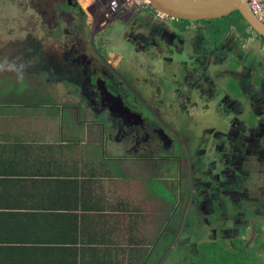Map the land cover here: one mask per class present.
<instances>
[{
	"label": "flooded vegetation",
	"instance_id": "obj_1",
	"mask_svg": "<svg viewBox=\"0 0 264 264\" xmlns=\"http://www.w3.org/2000/svg\"><path fill=\"white\" fill-rule=\"evenodd\" d=\"M31 1L48 38L58 31L51 39L66 47L79 38L73 50L91 39L93 57L71 60L82 69L79 79L44 71L46 83L80 96V107L64 105L63 113L84 120L91 112L89 136L116 149L104 152L122 161L127 177L136 173L131 167L151 165L170 190L179 182L172 207L180 215L172 223L170 215L158 216L162 228H175L167 250H181L186 264H264V37L240 13L187 22L147 9L143 0H129L130 7L125 0Z\"/></svg>",
	"mask_w": 264,
	"mask_h": 264
},
{
	"label": "crops",
	"instance_id": "obj_2",
	"mask_svg": "<svg viewBox=\"0 0 264 264\" xmlns=\"http://www.w3.org/2000/svg\"><path fill=\"white\" fill-rule=\"evenodd\" d=\"M13 92L0 83V93ZM49 107L58 114L24 104L0 110V264H140L152 251L154 235L144 239L137 227L142 217L130 216L129 194L122 182L110 188L94 186L98 211L89 217H66L69 212L58 194L55 202L39 199L42 192L62 189L65 184L59 181L74 169L68 152L34 150L35 145L65 144L62 135L42 127L51 117L56 121L52 128L64 126L62 108Z\"/></svg>",
	"mask_w": 264,
	"mask_h": 264
},
{
	"label": "rangeland",
	"instance_id": "obj_3",
	"mask_svg": "<svg viewBox=\"0 0 264 264\" xmlns=\"http://www.w3.org/2000/svg\"><path fill=\"white\" fill-rule=\"evenodd\" d=\"M33 5L37 9V2L31 1V0H0V62L4 61V59H9V62H14V55L16 51H13L16 46H11V44H23L25 43V40L27 37L32 36L34 39H36L43 47L44 50L47 51V57L44 61V63L40 65H36L37 68L44 69L48 71L51 75L55 76H62L67 75L74 79H79V75L82 73V69L71 64V60H73L75 57L78 56V53L80 54H86L89 57H93L94 50L91 43V39L89 36H85V40L87 43H84L81 47L76 46V50H73V45L80 43L79 38L76 39H68L67 47L59 42L57 39H51V38H58L59 34L58 31H53L52 34L48 38L49 33L43 28L42 19L35 11L32 6ZM85 5V3L83 4ZM111 8L115 9V7ZM147 10V9H146ZM237 16V15H236ZM91 18V17H90ZM225 22V20L223 21ZM214 25L218 26L219 23L214 22ZM90 35V32H89ZM13 47V49H12ZM100 50V49H99ZM98 50V51H99ZM108 49L103 48V53L105 54ZM72 52H75V54H72ZM65 56L66 58H63ZM6 57V58H1ZM15 63V62H14ZM0 79L1 84L5 85L8 88H19V85L23 84V82L28 83L27 86H30L27 91L23 92L24 101H28L29 96H46L50 94V90H53V93L51 96H53L55 99H57L58 103L60 104V107L62 108L66 104H73L80 101L79 96L71 97L69 95L70 91L69 89H64L63 84H58V82L49 81L47 84L45 80H42V84H36V81L34 79L26 80V76L17 78L15 75L13 77L3 75L2 71H0ZM19 76H21L19 74ZM8 78V79H6ZM14 78V79H13ZM22 78V79H21ZM9 80V82H8ZM3 82V83H2ZM12 84V85H11ZM46 84V85H45ZM11 85V86H10ZM72 89V88H70ZM40 95H38V94ZM21 92L15 91V96H19ZM43 94V95H41ZM70 108V107H69ZM67 108L66 110H70ZM74 112L76 109L73 107L72 109ZM46 111L50 112V115H57L58 112L55 109H47ZM46 113H44L45 115ZM71 115V119L69 116L66 117V114L64 115L66 118V126L60 129H54L52 127H55V124L53 122H56L53 118H47V122L44 123L42 127L44 129H48L50 132H53L57 136L62 135V131L65 134L64 139H69L71 135H73L76 138L77 146L82 151L84 147L85 152L87 156H89V153H97V155L102 154L104 151V148L107 149V151H111V153H115L116 149L110 147H107V141L102 140L99 138L98 142H95V138L97 135H93L92 137L89 136L91 127L89 128L87 125H78V120H76ZM84 120L87 123H93V116L91 112H89L86 116H84ZM75 126V127H74ZM92 127H95L93 125ZM69 131H73L72 134H69ZM182 135L185 137H189V133L186 131V129H183L181 131ZM58 139V138H56ZM100 149V150H99ZM99 151L100 153H98ZM85 155L82 152V156ZM99 166V165H98ZM174 166H171V169H174ZM161 169H163L165 172L170 171L168 166H163ZM149 170V169H148ZM145 168H141L140 171L145 172L148 171ZM151 170V169H150ZM153 174V172H151ZM131 176V175H130ZM129 176V177H130ZM134 176V175H133ZM136 178V176H134ZM150 179L149 175L146 176V180ZM143 178H136L133 181H126L123 179L119 180L116 177H112L109 179L103 180V184L108 186L109 188L116 183L122 182L124 186L128 190L129 194V214L130 216H144L140 219H137V227L143 234L144 239L149 240L152 239L154 235V240H151L150 243L154 242L156 237L158 236L157 232L160 231L159 229V214H162L163 211L160 209H163V205L160 201L164 200L163 198L166 196L164 194L161 195L162 186L159 181L156 179L153 180L152 183H145L143 185L142 183ZM175 188L172 187V192L175 196L179 193V182H176ZM166 189V188H164ZM163 197V198H161ZM179 198V196H177ZM155 219V220H153ZM157 220V221H156ZM203 230V229H202ZM202 230L199 229L201 232ZM153 231H157L155 234ZM198 230L194 231L192 233L191 237L194 240H198L199 232ZM206 233V231H204ZM188 232L184 231L181 238L182 240L187 238ZM222 243V242H221ZM163 245H158L157 249H162ZM163 252L165 254L166 249L160 250V252ZM184 253L181 252V250L174 251H168V253L163 257V261L165 264H176V261H179L181 258H183ZM161 256H154L153 259L157 260Z\"/></svg>",
	"mask_w": 264,
	"mask_h": 264
},
{
	"label": "trees",
	"instance_id": "obj_4",
	"mask_svg": "<svg viewBox=\"0 0 264 264\" xmlns=\"http://www.w3.org/2000/svg\"><path fill=\"white\" fill-rule=\"evenodd\" d=\"M12 46L13 47L16 46L15 49L12 50L13 54H14V51H16L14 55L15 64L17 66H19L20 64L24 65L22 74H20L21 76H19L17 72L7 71V70L2 71V72L5 74H10L11 76H14L16 74L15 77L18 75L17 78L18 77L20 78L23 75V76H26V78L29 80L34 79L36 81V84H42L43 82L42 80H45L48 78V76L43 71V69L37 68L38 65L44 63L45 54H44V50L42 46L36 43L35 40H32L30 38H28L27 41L23 44L20 43L18 45H12ZM1 58H6V57H1ZM9 59L6 58L4 60L10 61ZM0 82H1V79H0ZM27 85L28 83L23 82V84L19 85V88L15 89L13 86L12 91H19L23 93L24 91H27V89L30 88V86H27ZM49 93L50 94H48V96H41V97L29 96L28 101L26 100L24 101V99H20L17 96L16 97L18 99L16 100L14 97L15 92L11 94L0 93V110L10 105L20 106L23 104L24 106H31L34 108L40 107V109L43 108V106H45L46 109H51L49 106H54V107L60 106L57 99L51 96V94L53 93V90L52 91L50 90ZM71 96L74 97L73 99H75V96H78V95L75 92L71 91ZM21 101H23L24 103H22ZM75 105H77V107H80V104H78V102L73 103V104H66V106L70 108H73ZM65 114H66V117L69 116L68 113H65ZM65 114L63 113V116ZM65 124H66V118H65V122L63 126V131H64V127L66 126ZM83 124L85 126L87 122L83 120L82 118H79L78 125H83ZM72 132L73 131H69V134H72ZM62 137L63 138L65 137L64 133H62ZM82 148L83 150L81 151L80 148L77 146L76 138L73 135H71L69 139L68 138L65 139V144L59 148L53 145H44V146L35 145L34 147V150H38V151L60 150V151H65V152L72 154L71 162H74V169L71 168L72 171H67L65 173L66 177L62 183L59 181V185L65 184L64 187L62 189L59 188L60 190L58 192L52 190L47 193L42 192L39 195V199L42 198L43 201L45 197H48L52 202H55V198L58 194L59 200L63 199V206L66 208L67 210L66 212H69L66 214V217L74 216L75 218H78L80 215H82V218H83V217H89L90 214L94 215V212L98 211V205L96 202L97 199L95 198L97 195L94 190V186H97V188L101 189L103 185V180L105 178H112L113 176L122 181L123 179L124 180L130 179V181H133L134 179L138 178V176L135 174L137 172L140 173L139 170L141 169L140 165H139V169L138 167L136 168L131 167L132 172L136 171V173L134 174L136 178L133 176V174L131 176L129 175L130 177L129 176L127 177L124 172L123 164L121 163L122 161L117 159V156L114 160H111V156H109L104 151L102 154H99V155H97V153L91 152L89 153V156H87L84 147ZM82 152L85 155L82 156ZM97 152L100 153L99 151ZM74 158L76 159L75 161H74ZM149 166L150 167L147 168V165H146V166H143L142 168H145L147 170L151 169V165ZM141 174L143 176H140V177L143 178L146 181V183H152L155 178L152 175L151 170L142 172ZM148 175L150 179L146 180V176ZM142 183L144 182L142 181ZM158 183H160V185L163 188L161 191V195L162 194L166 195L164 198L161 197L164 199L161 201V203L168 204V207L162 204L163 209H160V210L163 211V213L160 215H162V217H168L170 215L169 223H172L175 221L174 217L180 215L179 214L180 208H177L176 210L173 209L172 205L176 203L175 201L176 198L173 192L167 187L166 183L163 181L161 182L159 181ZM29 199H31L32 202H37L35 197L33 198L29 197ZM34 206L35 205H33V207ZM140 217H144V216H140ZM177 222H181L180 219H178ZM159 229H160L159 233L161 232L160 238L157 237V239H155L153 243L151 242L152 251L150 254L145 255V259L140 264H160V263L165 264L162 256L166 255L169 251L167 250V248L169 249V247L171 246V243L174 237L173 232L175 228H173L171 224L166 225L165 228L164 227L162 228V225L159 223ZM102 239L104 240V238H101V239L97 238L96 241L100 242L102 241ZM159 242H163V249H166L165 254H163L162 251L160 252V250L162 249L156 248ZM207 247H208V244L205 245V248ZM208 250L209 251L207 253V257H210L211 249H208ZM154 256H161V257L158 258L157 260H154L153 259ZM226 258L230 262H232V261H235L236 255L229 253ZM177 264H186V263L182 261H178ZM204 264H206V262Z\"/></svg>",
	"mask_w": 264,
	"mask_h": 264
},
{
	"label": "water",
	"instance_id": "obj_5",
	"mask_svg": "<svg viewBox=\"0 0 264 264\" xmlns=\"http://www.w3.org/2000/svg\"><path fill=\"white\" fill-rule=\"evenodd\" d=\"M147 9L187 22H209L240 13L252 30L264 37V24L250 7L252 0H143ZM113 4V1H112ZM112 6V5H111ZM118 98V97H115Z\"/></svg>",
	"mask_w": 264,
	"mask_h": 264
},
{
	"label": "built area",
	"instance_id": "obj_6",
	"mask_svg": "<svg viewBox=\"0 0 264 264\" xmlns=\"http://www.w3.org/2000/svg\"><path fill=\"white\" fill-rule=\"evenodd\" d=\"M198 1V0H195ZM129 0H125V7H130ZM112 7L117 8V2L114 1ZM250 7L254 12L255 16L264 24V0H252L250 2Z\"/></svg>",
	"mask_w": 264,
	"mask_h": 264
},
{
	"label": "clouds",
	"instance_id": "obj_7",
	"mask_svg": "<svg viewBox=\"0 0 264 264\" xmlns=\"http://www.w3.org/2000/svg\"><path fill=\"white\" fill-rule=\"evenodd\" d=\"M24 68L23 64H20L17 66L14 62H9L8 60H4L3 62H0V71H15L18 74H22V70Z\"/></svg>",
	"mask_w": 264,
	"mask_h": 264
}]
</instances>
